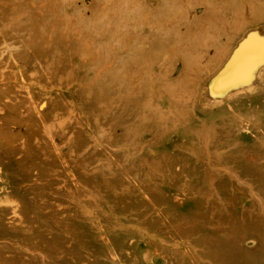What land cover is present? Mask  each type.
Returning a JSON list of instances; mask_svg holds the SVG:
<instances>
[{"label": "rangeland", "instance_id": "rangeland-1", "mask_svg": "<svg viewBox=\"0 0 264 264\" xmlns=\"http://www.w3.org/2000/svg\"><path fill=\"white\" fill-rule=\"evenodd\" d=\"M0 264H264V0H0Z\"/></svg>", "mask_w": 264, "mask_h": 264}, {"label": "bare ground", "instance_id": "bare-ground-1", "mask_svg": "<svg viewBox=\"0 0 264 264\" xmlns=\"http://www.w3.org/2000/svg\"><path fill=\"white\" fill-rule=\"evenodd\" d=\"M257 43H258V42H257ZM258 44H259V43H258ZM261 50H262V48H261ZM256 54H257V53H256ZM256 54H255V55H256ZM258 56H259V55H258ZM253 58H254V57H253ZM244 62H246V60H245ZM254 62H255V61H254ZM246 64H247V63H246ZM251 64H252V62H251ZM248 65H250V64H248ZM250 68H251V67H250Z\"/></svg>", "mask_w": 264, "mask_h": 264}]
</instances>
